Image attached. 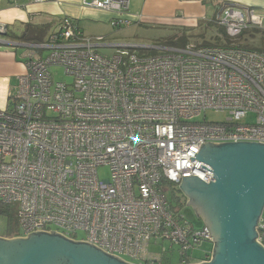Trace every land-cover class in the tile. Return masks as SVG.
Listing matches in <instances>:
<instances>
[{"label":"built area","instance_id":"obj_1","mask_svg":"<svg viewBox=\"0 0 264 264\" xmlns=\"http://www.w3.org/2000/svg\"><path fill=\"white\" fill-rule=\"evenodd\" d=\"M81 5L123 15L129 0ZM213 21L228 46L107 56L97 50L102 37L85 36L68 16L44 42L24 45L26 72L0 109V204L19 203L20 233L12 236L54 231L132 264H164L166 248H149L167 240L178 264L210 260L212 251H204L191 261L190 251L212 237L171 210L164 184L188 175L213 181L211 167L194 155L201 143H264V48L235 44L247 28L264 30V13L222 2ZM131 22L122 16L110 25ZM55 66L71 79L55 81ZM209 111L225 117L206 120ZM103 165L107 178L97 173Z\"/></svg>","mask_w":264,"mask_h":264},{"label":"water","instance_id":"obj_2","mask_svg":"<svg viewBox=\"0 0 264 264\" xmlns=\"http://www.w3.org/2000/svg\"><path fill=\"white\" fill-rule=\"evenodd\" d=\"M194 155L211 167L213 181L182 176L179 189L209 229L213 248L209 261L191 264H264V245L257 239L264 208V143L204 142ZM0 264L132 263L87 242L37 231L0 236Z\"/></svg>","mask_w":264,"mask_h":264},{"label":"crops","instance_id":"obj_3","mask_svg":"<svg viewBox=\"0 0 264 264\" xmlns=\"http://www.w3.org/2000/svg\"><path fill=\"white\" fill-rule=\"evenodd\" d=\"M222 2L252 7L264 13V0H129L128 11L123 15L84 7L81 0H0V22L6 25V33L0 34V109L8 106L9 94L13 92L18 77L26 72L22 60L26 49L19 51V47L44 42L64 16L76 19L79 26H86L87 20L110 24L113 18L123 16L132 22L120 26L122 28L134 24L160 26L164 30H173L169 33L173 34L178 29H195L202 21L206 29L211 30ZM216 30L214 27L211 32L217 34ZM161 47L184 48L167 43Z\"/></svg>","mask_w":264,"mask_h":264},{"label":"rangeland","instance_id":"obj_4","mask_svg":"<svg viewBox=\"0 0 264 264\" xmlns=\"http://www.w3.org/2000/svg\"><path fill=\"white\" fill-rule=\"evenodd\" d=\"M85 25H80L81 29L85 36L90 38H95L98 36L102 37V40L97 42L103 44L102 46H98L97 50L104 55L110 56L116 52V50L127 49L129 51L134 52L137 56L145 57L151 56L156 53L162 52V44L165 43L166 40L174 38L178 33H183V38H186L189 41V44H206L211 43L212 45H219L222 43L223 35L219 34L218 37H214L215 34L211 32V30L217 25L212 24L213 28L211 30H207L204 24V21L200 23L198 27L195 29H178L173 34H169L173 32V30H164L163 27L160 26H149V25H130L128 27H118L114 28L109 23L104 21H93L87 20L85 21ZM217 33V30H216ZM239 44L242 47L252 49V50H260L264 48V31L256 28H247L243 31V33L239 36L238 40ZM127 43V44H139V46L124 48L114 46V44ZM173 45L181 46L182 40H179L177 43L174 42ZM26 47H19V51L25 50ZM53 73V79L57 80H70V77H67L63 69L61 67L55 66L51 68ZM225 117L222 113H206V120L209 121H221ZM253 117L249 115L248 120H252ZM97 173L100 178L109 177V168L106 165L99 166L97 168ZM165 194L169 203V206L173 212L179 213L184 220L189 222L196 228H199L203 225L202 220L196 215L195 211L191 206L186 204V198L183 192L179 189V184H164ZM8 213L2 214L0 213V236L12 237V235H6L7 226H10L12 229V234L20 233L19 226L17 223V213L19 210V203L14 201L10 205H6ZM261 222L264 223V208L261 214ZM77 238L84 237L82 232H78ZM162 247L166 248V251L163 252L162 259L164 264H176L179 262L178 257V249L176 246L170 245L169 241L164 240L160 245H151L149 248L150 252L160 253L162 251ZM213 248L212 242H204L200 247H197L190 251L192 256L191 261L195 262L201 259L204 255V251L211 252ZM129 261V260H126Z\"/></svg>","mask_w":264,"mask_h":264},{"label":"trees","instance_id":"obj_5","mask_svg":"<svg viewBox=\"0 0 264 264\" xmlns=\"http://www.w3.org/2000/svg\"><path fill=\"white\" fill-rule=\"evenodd\" d=\"M214 22V21H213ZM214 24H215V22H214ZM217 24V23H216ZM215 24V25H216ZM217 29V34H215L214 35V37H218L219 36V34H222L223 35V40H222V43L221 44H219V45H212L211 43H207V42H205L206 44H189V41L186 39V38H183V33H181V35H179V36H175L174 38H172V39H169V40H166L165 41V43H167V44H171V45H173V43L174 42H178L179 40H182V45L181 46H179V47H189V48H195V47H199V46H220V47H222V46H228L229 44H230V41H229V39H228V37H227V35H226V33H225V30L224 29H218V28H216ZM257 29V28H256ZM260 30H262V29H260ZM264 31V30H263ZM243 33V32H242ZM241 33V34H242ZM240 34V35H241ZM239 35V36H240ZM176 38V39H175ZM239 38V37H238ZM238 40V39H237ZM236 40V41H237ZM236 45H238V46H241L240 44H239V42H236L235 43ZM188 45V46H187ZM176 46V45H175ZM0 213H2V214H7L8 213V210H7V207H6V205H3V204H0ZM6 231H7V233H6V235H8V236H10V235H12V229H10V226H7V228H6Z\"/></svg>","mask_w":264,"mask_h":264},{"label":"flooded vegetation","instance_id":"obj_6","mask_svg":"<svg viewBox=\"0 0 264 264\" xmlns=\"http://www.w3.org/2000/svg\"><path fill=\"white\" fill-rule=\"evenodd\" d=\"M5 236V235H4ZM5 237H7V236H5ZM12 237H17V236H12Z\"/></svg>","mask_w":264,"mask_h":264}]
</instances>
